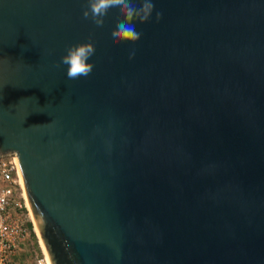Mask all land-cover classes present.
<instances>
[{
	"label": "water",
	"instance_id": "95a60500",
	"mask_svg": "<svg viewBox=\"0 0 264 264\" xmlns=\"http://www.w3.org/2000/svg\"><path fill=\"white\" fill-rule=\"evenodd\" d=\"M152 2L129 44L119 8L0 0V156L50 264H264V0Z\"/></svg>",
	"mask_w": 264,
	"mask_h": 264
},
{
	"label": "clouds",
	"instance_id": "9594fccd",
	"mask_svg": "<svg viewBox=\"0 0 264 264\" xmlns=\"http://www.w3.org/2000/svg\"><path fill=\"white\" fill-rule=\"evenodd\" d=\"M87 7L83 11V18L90 19L98 28H102L107 19L110 9L119 8L123 19L120 20L111 33L113 41H123L129 44L137 43L142 33L137 31L135 24H145L150 21L155 10L152 0H139V7L133 0H86ZM161 12H156V20L162 18ZM95 54V47L91 42L79 43L69 46L66 55L61 58L60 63L67 66L66 75L70 80L84 78L85 83H90L91 73L94 65L89 63ZM135 55L133 50L129 58ZM59 67V64L57 65Z\"/></svg>",
	"mask_w": 264,
	"mask_h": 264
},
{
	"label": "built area",
	"instance_id": "2783aa9c",
	"mask_svg": "<svg viewBox=\"0 0 264 264\" xmlns=\"http://www.w3.org/2000/svg\"><path fill=\"white\" fill-rule=\"evenodd\" d=\"M23 206L28 210L17 155L0 156V264H10L28 237L19 214Z\"/></svg>",
	"mask_w": 264,
	"mask_h": 264
},
{
	"label": "rangeland",
	"instance_id": "374dc122",
	"mask_svg": "<svg viewBox=\"0 0 264 264\" xmlns=\"http://www.w3.org/2000/svg\"><path fill=\"white\" fill-rule=\"evenodd\" d=\"M23 207V210L19 214L24 224V228L28 231V237L20 247V250L13 256L10 264H39L41 261H43L44 264H47L44 250L35 230L34 221L32 220L29 211L25 206Z\"/></svg>",
	"mask_w": 264,
	"mask_h": 264
},
{
	"label": "bare ground",
	"instance_id": "6f19581e",
	"mask_svg": "<svg viewBox=\"0 0 264 264\" xmlns=\"http://www.w3.org/2000/svg\"><path fill=\"white\" fill-rule=\"evenodd\" d=\"M26 201H27V198H26ZM27 208H28V210H29V212H30V215H31V218H32V220H33V217H32V214H31V210H30V207H29L28 201H27ZM34 224H35V223H34ZM35 228H36V225H35ZM35 230H36V232H37V234H38V236H39V233H38L37 228H36ZM39 239H40V236H39ZM40 242H41V239H40ZM41 246H42V248H43V250H44V254H45V257H46V262H47V264H50V263H49V260H48V257H47V254H46V252H45V249H44V247H43L42 242H41Z\"/></svg>",
	"mask_w": 264,
	"mask_h": 264
},
{
	"label": "trees",
	"instance_id": "16d2710c",
	"mask_svg": "<svg viewBox=\"0 0 264 264\" xmlns=\"http://www.w3.org/2000/svg\"><path fill=\"white\" fill-rule=\"evenodd\" d=\"M33 226V225H32Z\"/></svg>",
	"mask_w": 264,
	"mask_h": 264
}]
</instances>
